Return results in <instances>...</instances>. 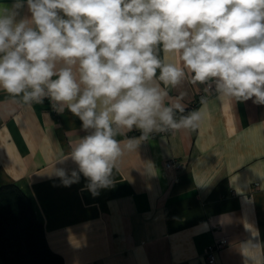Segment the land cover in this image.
Listing matches in <instances>:
<instances>
[{
	"label": "clouds",
	"instance_id": "1",
	"mask_svg": "<svg viewBox=\"0 0 264 264\" xmlns=\"http://www.w3.org/2000/svg\"><path fill=\"white\" fill-rule=\"evenodd\" d=\"M26 10V12H25ZM162 53L179 57L166 62ZM264 105V0H12L0 4V90L31 107L79 118L87 134L54 168L64 186L87 178L96 196L113 185L126 151L152 134L197 129L201 110L167 88ZM201 96V104H206ZM139 137H129L133 130ZM124 136V140L117 139ZM242 245L245 264L258 231Z\"/></svg>",
	"mask_w": 264,
	"mask_h": 264
},
{
	"label": "crops",
	"instance_id": "2",
	"mask_svg": "<svg viewBox=\"0 0 264 264\" xmlns=\"http://www.w3.org/2000/svg\"><path fill=\"white\" fill-rule=\"evenodd\" d=\"M162 58L179 64L176 55ZM161 87L166 103L181 99L185 114L201 110L200 126L152 134L126 151L113 185L96 196L82 174L66 187L52 173L77 169L70 159L57 161L87 134L79 118L53 113L47 101L26 106L0 90V187L11 182L31 197L64 264H209L206 248L218 237L228 244L215 252L216 264H245L242 245L256 243L257 231L262 246L248 254L264 264V105L213 93L194 106L203 86L185 79ZM170 158L186 167L175 174L165 164Z\"/></svg>",
	"mask_w": 264,
	"mask_h": 264
},
{
	"label": "trees",
	"instance_id": "3",
	"mask_svg": "<svg viewBox=\"0 0 264 264\" xmlns=\"http://www.w3.org/2000/svg\"><path fill=\"white\" fill-rule=\"evenodd\" d=\"M31 197L17 184L0 187V255L5 264H64L47 241Z\"/></svg>",
	"mask_w": 264,
	"mask_h": 264
},
{
	"label": "built area",
	"instance_id": "4",
	"mask_svg": "<svg viewBox=\"0 0 264 264\" xmlns=\"http://www.w3.org/2000/svg\"><path fill=\"white\" fill-rule=\"evenodd\" d=\"M211 94L213 93H207L204 90H201L199 94L197 95V98L195 99V101H193L194 102L193 105L199 106V104L201 103V96H206V99H208L211 96ZM45 101L49 103L48 108L53 113H57L52 110L50 102L47 99ZM172 132L173 131H170L168 132V134ZM165 164H166L167 169L171 170L175 174H178L180 171H182L186 167V163L179 160L178 158L177 159L175 158L167 159ZM227 244H228V240L226 237H218L213 243L208 245V247L206 248V255H207L209 264H216L215 252L217 251V249L227 246Z\"/></svg>",
	"mask_w": 264,
	"mask_h": 264
}]
</instances>
